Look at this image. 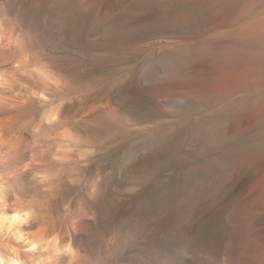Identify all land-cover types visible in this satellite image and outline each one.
Returning <instances> with one entry per match:
<instances>
[{
	"label": "rangeland",
	"instance_id": "obj_1",
	"mask_svg": "<svg viewBox=\"0 0 264 264\" xmlns=\"http://www.w3.org/2000/svg\"><path fill=\"white\" fill-rule=\"evenodd\" d=\"M262 13L264 0H0L83 137L58 206L91 208L98 248L119 233L165 264H264V36L246 28Z\"/></svg>",
	"mask_w": 264,
	"mask_h": 264
},
{
	"label": "bare ground",
	"instance_id": "obj_2",
	"mask_svg": "<svg viewBox=\"0 0 264 264\" xmlns=\"http://www.w3.org/2000/svg\"><path fill=\"white\" fill-rule=\"evenodd\" d=\"M246 28L251 38L264 36V14ZM22 43L0 22V264H165L160 251L127 234L98 248L89 206L60 210L70 189L62 170L84 157L72 149L83 137L53 105L54 73L32 63Z\"/></svg>",
	"mask_w": 264,
	"mask_h": 264
}]
</instances>
